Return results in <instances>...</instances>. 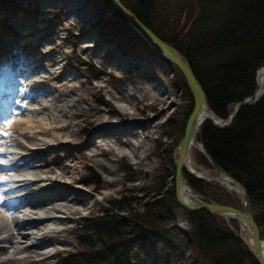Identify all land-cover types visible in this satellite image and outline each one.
<instances>
[{
    "label": "rangeland",
    "instance_id": "obj_1",
    "mask_svg": "<svg viewBox=\"0 0 264 264\" xmlns=\"http://www.w3.org/2000/svg\"><path fill=\"white\" fill-rule=\"evenodd\" d=\"M122 1L128 7H142L139 0ZM13 3V7L0 8V96L2 89L17 88L21 94L31 91L34 97L24 99L19 109L26 111L23 108L32 103L38 123L54 124L56 129L35 133L26 128V123H20L6 136L13 140L12 148L21 150L32 145L28 151L31 154L18 160L29 158L32 165L47 166L44 174L48 171L46 174L52 176L54 193H72L85 201L72 205L67 218H60V229L37 240L55 247L47 257L39 256L40 249L32 246L29 256L10 258L13 255L6 248L0 249V259L4 260L0 264H64V256L78 253L84 243L87 245L89 239L83 241L78 236L91 214L102 212L103 207L113 210L109 203L114 199L133 206L129 213L142 212L144 187L157 185L165 169L169 171L165 183L169 188L174 186V167L167 162L178 153L177 144L192 108V98L179 85L180 77L174 66L153 48L146 47L133 30L125 27L128 38L124 44L121 37L112 38L108 34L106 18L111 10L104 0H14ZM151 3L148 20L166 37L183 34L200 9L197 0H151ZM72 5L80 12L69 11ZM1 22L10 26L2 27ZM109 23L111 30H120L115 21ZM24 66L26 69H22ZM29 69L36 71L31 81L24 76ZM255 80L257 83V75ZM46 90L58 95L50 112L38 103ZM51 98L47 102L53 103ZM120 103L127 105L122 108ZM27 113L25 116L29 118L31 112ZM17 115L18 112L0 118V123H7L9 117ZM31 140L40 143L37 146ZM192 152L196 168L214 176L213 167L201 160L204 154L196 149ZM20 174L14 176L25 173ZM56 180L64 184L59 186ZM45 191L34 197L51 194ZM216 193L226 199L221 191ZM232 193L237 199L231 205L242 208L240 198ZM18 210L16 215L20 213ZM176 211L173 225L188 229L191 225L186 208L177 204ZM224 223L233 233L234 229L240 230L235 219H224ZM260 237L264 240V236ZM89 243L96 245L94 241ZM184 250V262L191 261V245ZM158 254L153 253L157 258L151 264H163L164 258L170 264L179 263L176 260L181 258L175 251L164 250L163 257Z\"/></svg>",
    "mask_w": 264,
    "mask_h": 264
},
{
    "label": "trees",
    "instance_id": "obj_2",
    "mask_svg": "<svg viewBox=\"0 0 264 264\" xmlns=\"http://www.w3.org/2000/svg\"><path fill=\"white\" fill-rule=\"evenodd\" d=\"M104 1L111 10L106 18L108 34L121 37L124 44L128 38L125 27L133 29L109 0ZM139 1L141 8H130L153 31L186 55L202 83L207 104L216 115L227 117L234 103L257 89L256 71L264 65V0H197L199 13L178 37L160 35L148 20L151 0ZM13 2L0 0V8L13 7ZM112 21L116 22L119 31L118 28L117 31L111 30L109 22ZM142 41L146 47L152 48L145 40ZM166 60L176 69L179 85L191 99L182 73L172 61ZM196 137L211 158L243 184L253 207L259 234L264 236V83L263 93L256 101L238 107L231 120L223 126L215 125L209 119L203 120ZM201 160L213 167L205 155ZM167 163L174 167L173 160ZM168 176L169 171L165 169L161 176L163 179L158 180L157 185L144 187L146 199L142 212L129 213L133 206L122 205L124 201L114 199L109 203L113 210L103 207L102 212L87 217L78 237L83 241H94L96 245L88 240L78 253L64 256L63 263L151 264V260L157 258L153 253L162 252L158 256L163 257L164 250L175 251L183 259L184 249L191 245L192 260L184 262L180 258L176 260L179 263L173 264H259L243 241L215 212L204 208L186 209L191 226L183 229L173 225L178 202L174 186L169 188L164 181ZM184 176L192 189L205 198L210 199L206 196L210 195L213 200L226 204H234L237 199L233 191L218 182L187 172ZM217 191H221L226 199L220 198ZM126 210L128 213H120ZM163 264H170L168 258H164Z\"/></svg>",
    "mask_w": 264,
    "mask_h": 264
},
{
    "label": "bare ground",
    "instance_id": "obj_3",
    "mask_svg": "<svg viewBox=\"0 0 264 264\" xmlns=\"http://www.w3.org/2000/svg\"><path fill=\"white\" fill-rule=\"evenodd\" d=\"M70 8L71 9L69 11H72L74 13H76V11H79L75 5H72ZM260 76H261V70H259V72H258V78ZM30 83L31 82H28V84H30ZM14 95L17 96V94H14ZM42 95L43 96H41L38 103H40L42 108L47 109V112L53 111V109L55 108V104H54L53 100L57 101L58 95L52 90H46V91H44V94H42ZM32 96L34 97L33 94L31 95V97ZM51 97H53V98H51ZM167 97H169V94L167 95ZM4 98H5V96H4ZM24 98H26V97L23 94L20 95L19 96L20 102L12 103V107H15V109L22 108V100ZM50 98H51V101H53V103L47 102V101H50V100H48ZM2 99H3V97L0 96V100H2ZM34 100H35V98H34ZM31 105H33V104L31 103L27 108H23V109H26V111L19 109L18 110L19 115L15 116V117H11V119H9V126L10 127L3 130V132H0V136L3 135V141H0V142H2V143L13 142V140H11L10 138H7L4 133L6 131H8L11 127L13 128L12 130L15 131V127L20 123H26V125H27L26 128L29 127V131H34L35 133H37V132L38 133H42V132L47 133L50 129H51V131L56 129V126L54 124L38 123V119H35L33 116L34 113H32L34 110L33 109L34 106L31 107ZM126 105H125V103H120L119 106L122 108H125ZM207 109H208L207 106L203 105L201 111L207 110ZM27 111L31 112V116L29 118H27L25 116L26 114H28ZM0 113H2L1 110H0ZM21 115L24 117H22ZM8 116H9V114H8ZM47 120H50V119L47 118ZM34 126L36 129H34ZM29 142L35 143L37 146L40 143V142H36V141H32V140ZM30 146H32V145H25V147L22 148L21 150L18 148L15 149L12 147H1L0 146L1 147L0 148V159H2V156H6V155H11V157H17V158L29 156L31 154V152H28V151H30ZM193 149L200 150L201 149L200 144L198 142L191 144L190 153H189V155L186 159V162H185L186 168L193 170L195 172H201V170H198L195 166L196 162H195L194 157L192 156L193 155V152H192ZM119 152H121V151H119ZM28 159L29 158L24 159V160L27 161ZM25 165H27V166L20 167L21 168V172H20L21 174L20 173L19 174L23 175V173H25V174L29 173L28 175L24 174V176H19L15 179V178H12L10 175H7L8 171H4V175L0 174V204L4 205L6 203V201L9 200L10 196H15V195L17 196L16 200L18 202L19 201L21 202L20 205L17 204L15 209H13V210H11L10 206H8V205L3 206V207L0 206V249L4 250L6 248H9V251H11V253L13 255V257L10 256V258H15V257L20 256V254H22L21 256L26 254V255H24L25 257L29 256L30 255L29 254L30 249L33 246V247L39 248L40 250H38L37 254L39 256L41 255L42 258H45L54 250L55 247L52 246L53 245L52 243L44 244L43 242H38L37 240L44 237L46 235V233L49 231H55V230L60 229V227H59L60 226V224H59L60 218H67L68 213L71 212L72 205H76L77 202L83 203L85 200L83 199L84 201H82V197H80L78 195H74L72 193L70 194L68 192L67 193L64 192V193H60V194L54 193V186H52L51 182H50V178L52 176L46 174V173H48V171L44 174V172L46 170L45 168H47V166L44 165L45 166V168H44L43 164L39 165L37 163H35V164L33 163V165L32 164H25ZM59 167H61V166H59ZM69 172H72V171L70 170ZM221 174L226 175L223 172ZM56 176H59V175L56 174ZM56 176H54V178ZM62 176L65 177V175H62ZM59 178H60V176H59ZM55 183H57L59 186L64 184L60 180H56ZM220 184L222 185L223 183H220ZM22 186H23V188H21ZM22 190L25 191L24 192L25 193L24 197L26 198L25 201L22 200L23 198L19 199V196L21 195V193H23ZM44 190H46V191L49 190L51 194L46 196V197L40 196L41 198H37V199H36V197H34L36 194H39L40 192H42ZM189 192H190V188L188 187V185L186 183H184L183 189H182L183 197L188 198ZM84 205H85V203H84ZM12 206L14 207V205H12ZM17 209H20V210H18L20 212L18 215L15 214ZM226 219L231 220L232 218L227 216ZM240 232L243 234L244 237L249 239L250 236L246 232V227H244V225L241 226ZM260 245L262 246V251L264 254V240H262L260 242ZM10 258H8V259H10ZM1 261H4V260L0 259V262Z\"/></svg>",
    "mask_w": 264,
    "mask_h": 264
},
{
    "label": "water",
    "instance_id": "obj_4",
    "mask_svg": "<svg viewBox=\"0 0 264 264\" xmlns=\"http://www.w3.org/2000/svg\"><path fill=\"white\" fill-rule=\"evenodd\" d=\"M111 5L123 15L128 24L137 32L154 50L160 53L172 61L182 73L188 91L192 98V108L188 113L185 121L183 134L177 144L178 153L173 157L174 162V193L177 202L186 209H198L204 208L215 212L224 217L226 221L227 216L237 220L241 226L246 227V232L249 234V239L244 237L243 234L234 229V233L239 237L244 244L248 247L251 254L255 257L259 264H264V254L260 242L263 240L259 234L258 225L251 212V205L246 190L238 180L228 174L217 162H215L206 151L203 143L196 138V131L203 120L209 119L215 125L222 126L229 122L238 109L243 104H249L255 101L263 93V81H264V65L260 66L257 70V83L258 88L250 95L246 96L242 100L236 102L232 106V110L227 117H220L216 115L212 109L208 106L206 101V95L202 83L197 78L188 58L186 55L173 44L159 36L152 30L146 23H144L138 15L121 0H109ZM261 70V76L258 78V72ZM207 106V110H203L202 106ZM199 143L201 146L200 151L212 162L213 169L216 172L214 176L206 175L205 170L201 172H195L186 168V159L190 153V147L192 143ZM183 169L189 173L203 178L209 181H218L223 183L222 185L229 190L235 192L240 198L242 208L221 203L212 199L205 198L196 192H193L191 187L187 184L184 178ZM226 175H222L221 173ZM186 183L190 188L188 198H184L182 195L183 184ZM243 224V225H242Z\"/></svg>",
    "mask_w": 264,
    "mask_h": 264
}]
</instances>
